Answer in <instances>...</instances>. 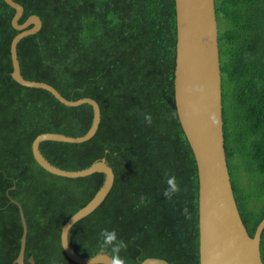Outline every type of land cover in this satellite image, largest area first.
<instances>
[{"label": "trees", "instance_id": "trees-1", "mask_svg": "<svg viewBox=\"0 0 264 264\" xmlns=\"http://www.w3.org/2000/svg\"><path fill=\"white\" fill-rule=\"evenodd\" d=\"M15 1L24 7L19 23L32 14L42 20L41 29L17 45L23 77L47 82L68 99L91 97L101 108L89 140L40 144L58 167L84 169L106 157L115 173L105 199L71 227L72 248L94 256L101 252L99 232L115 229L128 245L121 252L126 264L147 257L200 264L198 169L175 104V0ZM215 6L224 146L236 202L253 236L264 218V0H218ZM14 14L0 0V264H17L21 248L15 201L28 226L25 264H80L65 254L61 229L94 197L105 174L50 173L34 158L32 143L43 132L84 135L93 107L65 105L12 77L10 47L19 33ZM237 154L249 186L234 177L230 159ZM169 176L181 188L171 200L163 196ZM260 248L264 263V229Z\"/></svg>", "mask_w": 264, "mask_h": 264}, {"label": "water", "instance_id": "water-1", "mask_svg": "<svg viewBox=\"0 0 264 264\" xmlns=\"http://www.w3.org/2000/svg\"><path fill=\"white\" fill-rule=\"evenodd\" d=\"M4 1L15 9L12 25L19 30L10 47L12 77L22 85L48 90L65 105L88 103L93 107L92 123L84 135L43 132L33 140L32 151L38 164L53 174L66 177L86 176L94 172L105 174L104 182L94 197L63 224L60 238L62 248L71 260L80 264H111L110 255L105 252L91 257L78 254L69 243V231L108 195L115 179L113 168L106 157H102L84 169H64L52 164L40 150V144L44 140L80 143L92 138L101 121L100 105L91 97L68 99L47 82L23 77L17 45L23 37L39 31L42 20L37 14H32L23 23H19L24 7L15 0ZM175 6V104L198 169L200 264H264L260 248L264 218L251 236L236 202L224 146L222 73L215 0H175ZM15 202L20 209L23 234L21 248L14 263L25 264L28 226L22 205ZM30 261L33 263L34 259L31 257ZM141 264L171 263L164 258L147 257Z\"/></svg>", "mask_w": 264, "mask_h": 264}, {"label": "clouds", "instance_id": "clouds-1", "mask_svg": "<svg viewBox=\"0 0 264 264\" xmlns=\"http://www.w3.org/2000/svg\"><path fill=\"white\" fill-rule=\"evenodd\" d=\"M144 120L151 124V115L145 114ZM166 183L167 187L163 191V196L166 199L171 200L177 193L181 191V188L177 183L175 176H169ZM98 246L101 252L109 253L111 264H126V260L121 256V252L126 251L128 245L122 238L118 237V233L115 229L101 230L98 234Z\"/></svg>", "mask_w": 264, "mask_h": 264}, {"label": "rangeland", "instance_id": "rangeland-1", "mask_svg": "<svg viewBox=\"0 0 264 264\" xmlns=\"http://www.w3.org/2000/svg\"><path fill=\"white\" fill-rule=\"evenodd\" d=\"M230 163L235 168L234 177L238 183L243 187L249 186L251 183L250 173L243 165L241 156L239 154L235 155L230 159Z\"/></svg>", "mask_w": 264, "mask_h": 264}, {"label": "flooded vegetation", "instance_id": "flooded-vegetation-1", "mask_svg": "<svg viewBox=\"0 0 264 264\" xmlns=\"http://www.w3.org/2000/svg\"><path fill=\"white\" fill-rule=\"evenodd\" d=\"M217 1H218V0H215V4H216ZM217 20H218V17H217Z\"/></svg>", "mask_w": 264, "mask_h": 264}]
</instances>
